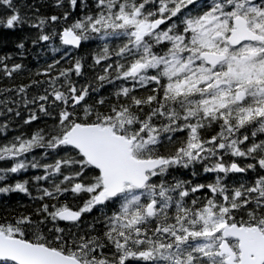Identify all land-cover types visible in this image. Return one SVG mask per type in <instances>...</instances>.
I'll list each match as a JSON object with an SVG mask.
<instances>
[{"label": "snow or ice", "instance_id": "snow-or-ice-1", "mask_svg": "<svg viewBox=\"0 0 264 264\" xmlns=\"http://www.w3.org/2000/svg\"><path fill=\"white\" fill-rule=\"evenodd\" d=\"M31 7L0 0V28L29 24L65 56L97 42L100 73L74 81L79 58L52 76L57 60L43 94L0 90V116L51 120L10 140L0 123V195L33 202L0 213V264H264V0H56L30 22Z\"/></svg>", "mask_w": 264, "mask_h": 264}, {"label": "trees", "instance_id": "trees-1", "mask_svg": "<svg viewBox=\"0 0 264 264\" xmlns=\"http://www.w3.org/2000/svg\"><path fill=\"white\" fill-rule=\"evenodd\" d=\"M26 2L29 5L34 6L24 9L27 16L30 18V22L35 15H60L65 10L64 7H56V0H26ZM37 8L39 9L38 13L36 12ZM80 14H82V12ZM76 17L77 13H73V16L70 17V20ZM62 24L63 21H61V23L59 24L46 27L45 31L51 32L53 27L57 31H59ZM9 30L10 29L5 30L3 28H0V33L2 32L0 34V57L10 56L11 59L7 61L9 66L15 63H19L23 67L18 72L14 73L11 78L5 76L3 72L0 71V90L9 88L17 89L18 86L31 84L32 87L28 89L27 93L28 98H31L38 94H43L44 88L47 87V83L37 85L32 84V82L34 80L46 81L48 77H45L43 75L38 76L37 72H43L49 64H53L57 60H59L60 63L56 65V67L51 72L52 76L57 75L59 70L68 68L71 63H74V61L79 58H84L86 60V67L84 69V75L82 77H76L73 75L72 79L74 81L78 82L79 84H83L86 81L93 80V78L100 73V68L98 66L95 68L92 67L93 61L91 58V54L96 50L97 42H88L79 50H73L69 48V55L65 56L64 46L60 44L58 37L47 42L37 41V37L40 32L38 29L30 27L29 24H24L23 26L15 29L16 31ZM21 41H23L25 44L24 49H20L17 47V44ZM32 41L37 42L34 44L32 43ZM53 49H59V51H53ZM33 66H36V69ZM110 90L111 86H105V88H102L100 90V94L107 95ZM14 93L15 91H13L12 93H7L6 95L10 96L12 99L20 101V97L17 96L16 93ZM0 99H4V97L0 96ZM9 106L21 112V115L19 117L15 116L14 113L0 116V123L7 121L9 124V130L7 132V139L9 140L12 139L14 135H19L21 133H23L25 136H28L36 131L37 128L44 127L45 122H47L49 125L51 124V120L48 117H44L43 114H39L40 119L33 122L31 125H25L23 123V118H27V116L29 115V109H26L22 103H20L18 107L15 104ZM34 107V105L29 106V108L33 110L35 109ZM42 151L43 150L38 149L36 150V154H39ZM2 165L5 167L9 166V164L0 162V166ZM23 174L24 173L16 175L14 179H26L32 175L40 173L38 171L30 169L28 172H25V175ZM176 175L181 179H192L194 181L198 180L199 182H209L214 178L215 174H202L198 177H192L190 170H180L176 173ZM45 186L48 185L45 184ZM31 190L33 192V195L37 194L34 187ZM32 206L33 202L24 194L10 193L7 196L0 195V213H11L13 211H23L26 209L31 210ZM93 215H97V213L94 212ZM88 219H91V217H88Z\"/></svg>", "mask_w": 264, "mask_h": 264}, {"label": "bare ground", "instance_id": "bare-ground-1", "mask_svg": "<svg viewBox=\"0 0 264 264\" xmlns=\"http://www.w3.org/2000/svg\"><path fill=\"white\" fill-rule=\"evenodd\" d=\"M76 15V14H75ZM19 28V27H18ZM5 30H7V29H5ZM10 31V30H9ZM16 31V30H15ZM2 33V32H1ZM0 33V34H1ZM12 33V32H11ZM24 36V35H23ZM34 36V35H33ZM7 38V37H6ZM32 38V37H31ZM32 43H33V41H32ZM35 44V43H34ZM33 51V50H32ZM85 53V52H84ZM77 58V57H76ZM42 62V61H41ZM34 64V63H33ZM31 66V65H30ZM29 66V67H30ZM35 69H36V66H33ZM31 68V67H30ZM25 69H27V68H25ZM32 69V68H31ZM38 70V69H37ZM28 71V70H27ZM32 71V70H31ZM21 73V72H20ZM25 73H27V72H25ZM10 83V82H9ZM19 87V86H18ZM15 94V93H14ZM35 108V107H34ZM10 117V116H9ZM23 119H25V118H23ZM3 121V120H2ZM24 121V120H23ZM5 122V121H4ZM18 135V134H17ZM15 136V135H14ZM10 137H12V136H10ZM4 163V162H3ZM3 166V165H2ZM23 175H25V173L23 174Z\"/></svg>", "mask_w": 264, "mask_h": 264}]
</instances>
